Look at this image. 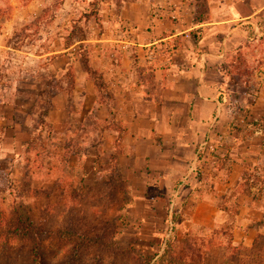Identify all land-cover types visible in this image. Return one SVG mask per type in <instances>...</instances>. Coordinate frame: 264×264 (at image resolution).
<instances>
[{
    "label": "rangeland",
    "instance_id": "374dc122",
    "mask_svg": "<svg viewBox=\"0 0 264 264\" xmlns=\"http://www.w3.org/2000/svg\"><path fill=\"white\" fill-rule=\"evenodd\" d=\"M57 1L0 0L5 10L0 13V264L39 263L30 254L39 241L8 237L19 208L47 230L41 240L45 264H146L150 259V264H165L169 240L193 264H264V184L256 185V175L264 174V11L256 19V39L234 57L238 69L228 80L238 86L226 83L239 97L246 98L250 86L256 92V101L247 98L256 109L242 124L236 151L242 167L227 168L215 184L219 190L242 172V186L235 191L226 186L225 197L214 199L226 213L211 225L181 222L175 229L170 216L165 224L159 212L137 211L136 218L126 213V198L110 196L93 176V157L107 158L103 154L109 146H103L109 135L97 131V122L112 116L96 103L77 44L64 50L62 42L75 22L98 7L102 27L92 19L85 28L93 60L107 68L120 45L113 40L126 31L123 8L118 0H101L99 6L95 0H64L50 21L38 23L43 10ZM200 5L206 10V3ZM52 77L63 92L53 99L48 116L53 133L41 139L38 131L30 133L36 126L31 100L44 104L46 81ZM257 121L260 128L250 126ZM32 136L35 143L27 152ZM240 238L244 241H236Z\"/></svg>",
    "mask_w": 264,
    "mask_h": 264
},
{
    "label": "crops",
    "instance_id": "0c3cea01",
    "mask_svg": "<svg viewBox=\"0 0 264 264\" xmlns=\"http://www.w3.org/2000/svg\"><path fill=\"white\" fill-rule=\"evenodd\" d=\"M202 1H123L126 31L113 40L120 44L115 58L107 68L92 59L116 99L111 110L97 102L94 82L82 71L96 103L122 126L121 133L105 131L103 155L119 149L117 166L130 197L124 211L135 218L137 211L162 213L175 229L181 222L206 227L226 213L214 199L225 197L226 186L237 190L242 172L224 188L215 184L227 168L242 167L236 154L242 124L256 109L247 99L256 101L253 87L243 98L226 86H238L230 84L226 64L256 39L264 0H205L206 20L198 21Z\"/></svg>",
    "mask_w": 264,
    "mask_h": 264
},
{
    "label": "trees",
    "instance_id": "16d2710c",
    "mask_svg": "<svg viewBox=\"0 0 264 264\" xmlns=\"http://www.w3.org/2000/svg\"><path fill=\"white\" fill-rule=\"evenodd\" d=\"M95 6L100 5L101 0H95ZM117 6L123 5L124 0H118ZM202 2L205 3V0ZM64 3V0L57 1L56 4H54L51 7H47L43 10L42 14L38 17L37 22H48L50 21V18H52L51 15H53L54 10H57L60 8V6ZM199 5V11L198 16L196 20L198 21H204L206 20V14L208 10V6L206 5V10H203V6ZM120 7V8H121ZM4 8H0V13L4 12ZM92 19H95V22L97 23L100 28L102 27V18L101 14L99 12L98 7H95L90 14H84L83 19L79 20L80 22H75L72 30L68 33L66 37L63 38V48L64 50H68L72 46L76 45L78 46V58H79V64L85 73H87V76L90 80L94 82L96 91H97V102L99 104L106 105L110 110L115 105L116 99L114 98L113 93L109 90L107 82L104 78L103 73H101L98 69L94 68L92 65V51L91 48L88 46V33L86 30V26L91 22ZM82 22L84 24H82ZM13 49L17 50L18 48L16 46H12ZM135 62L137 60L135 59ZM236 60H233V64H226L228 66V73L233 74L235 70L238 69V67L235 66ZM227 73V74H228ZM239 73V72H238ZM66 75L69 77L72 84H75L74 76L72 75V71H67ZM54 78H50L48 81H46V89L43 93L45 97L44 104H41L39 99H33L31 100L32 106H31V112L33 117H35L36 126L30 130V133L33 135L36 133L35 131H38L40 134L39 138H43L44 133H53V125L48 120L49 112L53 107V98L60 92H63L62 85L58 84V81H54ZM4 103V102H2ZM97 122L96 120H94ZM98 129L97 131L101 134H104L106 130L111 131H118L121 133L122 126L119 122H117L114 118H112L109 122H97ZM96 123V124H97ZM254 126L260 128L261 121L254 122ZM32 138L27 142V152L31 149L29 148L32 144L35 143V139ZM103 137V136H102ZM119 149L117 148L113 154L110 156H107V158L102 159L101 157H98L96 166H97V178L99 181L103 182V184L106 187L107 192L110 196H119L122 195L125 199L124 205H128L130 203V197H129V190H128V184L124 180L122 173L119 171L117 166V159H118ZM107 168V169H106ZM243 181V179H242ZM263 185L264 184V174L262 176L256 175V185ZM240 186L242 184L240 183ZM239 186V187H240ZM238 187V188H239ZM260 193H262L263 188L259 187ZM225 209V208H224ZM11 224L14 227L13 231H8L9 236L15 239L24 240V238L29 239H35L36 241H39L38 244L30 247V254L35 257L38 260V264H45L43 261V257L41 255L42 250V244L41 240L47 236V230L39 227L36 225L33 221L30 220L29 213L27 211H23L20 208L16 210L15 214L12 217ZM43 241V240H42ZM180 243V242H179ZM182 250H179L176 247V244L171 242L169 240L168 246L164 253V262L165 264H193L189 262L188 260L183 259L181 256ZM152 259L148 260L146 264H150V261Z\"/></svg>",
    "mask_w": 264,
    "mask_h": 264
}]
</instances>
